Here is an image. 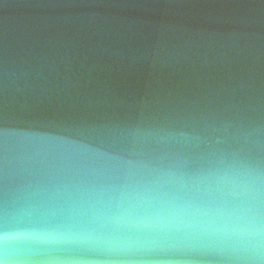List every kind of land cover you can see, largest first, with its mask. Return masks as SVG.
I'll return each instance as SVG.
<instances>
[{
	"label": "clouds",
	"instance_id": "1",
	"mask_svg": "<svg viewBox=\"0 0 264 264\" xmlns=\"http://www.w3.org/2000/svg\"><path fill=\"white\" fill-rule=\"evenodd\" d=\"M0 264H264V0H0Z\"/></svg>",
	"mask_w": 264,
	"mask_h": 264
}]
</instances>
